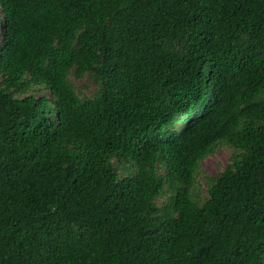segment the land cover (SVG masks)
Returning a JSON list of instances; mask_svg holds the SVG:
<instances>
[{"label": "trees", "instance_id": "trees-1", "mask_svg": "<svg viewBox=\"0 0 264 264\" xmlns=\"http://www.w3.org/2000/svg\"><path fill=\"white\" fill-rule=\"evenodd\" d=\"M0 264H264V0H0Z\"/></svg>", "mask_w": 264, "mask_h": 264}, {"label": "rangeland", "instance_id": "rangeland-1", "mask_svg": "<svg viewBox=\"0 0 264 264\" xmlns=\"http://www.w3.org/2000/svg\"><path fill=\"white\" fill-rule=\"evenodd\" d=\"M73 82L76 85L77 90L84 93L85 95L90 94L93 90L92 85L88 84L85 80ZM84 85L90 86L88 89H84ZM45 94L48 95L47 93ZM231 153L232 151L229 148L222 146L215 152V154L205 158L201 162V170L203 174L211 177L218 175L224 169V167L230 163ZM201 175L202 173L200 174V178ZM199 182L202 184V192L205 193V181L203 179H199ZM160 202L161 201H159V203Z\"/></svg>", "mask_w": 264, "mask_h": 264}]
</instances>
